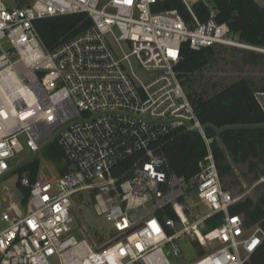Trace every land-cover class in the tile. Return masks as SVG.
<instances>
[{
  "label": "built area",
  "instance_id": "built-area-1",
  "mask_svg": "<svg viewBox=\"0 0 264 264\" xmlns=\"http://www.w3.org/2000/svg\"><path fill=\"white\" fill-rule=\"evenodd\" d=\"M160 1L0 0V179L18 154L40 153L54 140L63 151L56 166L66 167L58 177L23 175L29 193L20 203L0 192V264H170L165 249L178 255L184 235L205 248L191 264H244L262 243L259 223L245 228L229 212L242 196L223 187L212 139L175 69L183 43L256 48L217 21L214 0H181L190 22L174 8L154 11ZM80 12L91 26L46 50L35 21ZM254 98L264 113V90ZM177 128L198 132L207 150L189 181L157 151ZM84 195L111 225L103 243L73 235L70 210ZM218 212L222 223L203 232Z\"/></svg>",
  "mask_w": 264,
  "mask_h": 264
},
{
  "label": "trees",
  "instance_id": "trees-1",
  "mask_svg": "<svg viewBox=\"0 0 264 264\" xmlns=\"http://www.w3.org/2000/svg\"><path fill=\"white\" fill-rule=\"evenodd\" d=\"M17 1L26 4L29 0ZM214 7L217 21L226 23L239 41L264 48V6L255 0H214ZM166 8L177 9L187 22L192 20L181 0H161L153 10ZM193 10L199 19L206 18L207 11L201 2L195 3ZM35 25L45 49L52 51L89 28L91 20L86 13L80 12L48 16L36 20ZM223 47L239 51L244 63L264 62V53L252 49L226 45L192 49L188 43H183L175 69L197 118L204 125L205 134L212 139L210 148L222 183L232 166L237 164H247L248 170L254 171L252 181L255 182L264 176V113L254 98V91L264 90V83L257 85L246 76L226 84L203 78L202 70L216 61L217 49ZM160 142L157 151L166 158L169 171L189 181L198 171L197 162L207 152L201 135L177 128ZM41 154L56 164L63 161L62 148L55 140L46 144ZM38 167L39 158L34 156L10 173L18 174L16 186L25 196L29 188L20 184V178L26 175L34 181ZM59 171L65 172L66 167H60ZM254 189L255 198L246 196L229 207L231 214L241 215L245 228L264 222V179ZM168 214L174 216L172 211ZM158 216L163 219V215ZM222 220L223 215L219 212L206 218L203 232L220 225ZM167 231L171 232L170 229ZM191 243L198 258L201 257L205 248L195 238ZM244 264H264V239Z\"/></svg>",
  "mask_w": 264,
  "mask_h": 264
},
{
  "label": "rangeland",
  "instance_id": "rangeland-1",
  "mask_svg": "<svg viewBox=\"0 0 264 264\" xmlns=\"http://www.w3.org/2000/svg\"><path fill=\"white\" fill-rule=\"evenodd\" d=\"M259 5L264 6V0H255ZM9 5H16L17 0H5ZM248 46L255 47L259 52L264 53V48L253 46L242 42ZM245 48V47H239ZM249 49V48H247ZM216 61L202 70V76L208 79L210 82H216L218 84L229 83L238 77L246 76L250 78L255 84L262 85L264 83V62L258 64L244 63L242 54L232 48H219L216 52ZM139 76L144 77L142 71H139ZM34 156L39 158L38 177L51 178L58 177L60 172L56 166V163L47 159L40 153H32L24 150L18 154V163L15 166L32 159ZM254 171H249L247 164H237L232 166V171L223 178V187L228 190L233 196H246L255 198V185L261 182L260 177L257 181L253 182L252 177ZM18 179L17 173L9 174L0 179V192L11 193L12 200L20 203L23 197L22 191L16 187L15 182ZM83 202L76 201L73 203L71 208V215L74 219L72 222L73 228H79L73 232V235L77 240L83 238L95 241L100 244L106 241L111 230V225L104 219L102 215H98L92 205L91 199L84 195ZM203 209L204 206L200 204ZM5 226V222L0 218V229ZM180 228L179 225L176 226ZM192 236L184 235L178 243L181 248V252L178 255H174L170 249H165V253L170 264H191L198 255L194 247L192 246Z\"/></svg>",
  "mask_w": 264,
  "mask_h": 264
},
{
  "label": "water",
  "instance_id": "water-1",
  "mask_svg": "<svg viewBox=\"0 0 264 264\" xmlns=\"http://www.w3.org/2000/svg\"><path fill=\"white\" fill-rule=\"evenodd\" d=\"M259 226L264 230V222H260Z\"/></svg>",
  "mask_w": 264,
  "mask_h": 264
}]
</instances>
